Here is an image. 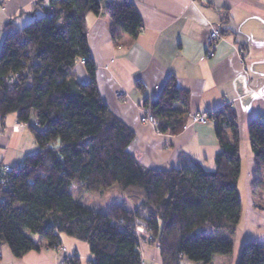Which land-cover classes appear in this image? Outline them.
<instances>
[{"label": "trees", "instance_id": "trees-1", "mask_svg": "<svg viewBox=\"0 0 264 264\" xmlns=\"http://www.w3.org/2000/svg\"><path fill=\"white\" fill-rule=\"evenodd\" d=\"M196 1L212 5V0ZM101 2L39 0V18L24 28L12 21L5 27L0 116L18 114L38 151L22 161L24 167L14 166L8 187L0 189V247L7 245L21 259L41 249L35 236L59 248L60 235H66L88 244L91 264H143L142 243L160 249L162 264H211L215 256H231L242 214L236 113L225 104L207 115L220 147L215 170L192 160L168 171L145 169L129 151L135 133L101 98L85 46L87 17L101 13ZM106 14L115 45L124 37L138 38L143 20L132 0H111ZM83 58L89 75L85 83L75 73ZM189 102V92L171 76L158 97L143 106L158 120L159 133L177 136L189 124ZM249 135L262 173L263 116L250 122ZM115 186L132 206L113 203L100 210L80 200L85 193L101 195ZM136 206L145 212L149 236L137 231ZM63 264L82 261L75 255ZM238 264H264V245L244 244Z\"/></svg>", "mask_w": 264, "mask_h": 264}, {"label": "crops", "instance_id": "crops-1", "mask_svg": "<svg viewBox=\"0 0 264 264\" xmlns=\"http://www.w3.org/2000/svg\"><path fill=\"white\" fill-rule=\"evenodd\" d=\"M38 1L0 0V49L10 21L24 28L41 14ZM110 1L102 0L99 15H88L85 46L96 68L101 98L135 133L129 151L145 169L168 171L192 160L207 171L215 170L220 147L213 122H189L177 136L161 134L141 123L145 100H155L171 76L189 92L190 114L209 115L229 104L237 115L241 221L232 236V255L215 256L211 264H238L244 244L255 241L264 245V172L257 171L249 135L250 122L264 117V0H212L211 6L196 0H132L143 29L136 40L124 37L119 45L112 39L113 23L106 14ZM218 26L223 39L214 56L206 57L205 40ZM75 73L81 82L89 80L86 66L77 64ZM18 123V114L0 116V166H16L38 151L29 127L19 129ZM34 239L42 244L41 249L21 259L3 245L1 264H63L75 255L82 264L93 260L88 244L76 238L60 235L65 254L39 237ZM141 252L144 264H162L156 246L142 243Z\"/></svg>", "mask_w": 264, "mask_h": 264}, {"label": "built area", "instance_id": "built-area-1", "mask_svg": "<svg viewBox=\"0 0 264 264\" xmlns=\"http://www.w3.org/2000/svg\"><path fill=\"white\" fill-rule=\"evenodd\" d=\"M223 39L222 33L220 26L213 28L209 35L207 36L205 40V50H206V57H213L214 53L216 51L218 43ZM81 65L86 64V60L83 58L79 62ZM14 77L10 79L11 83L14 81ZM189 122L191 124H207L209 122V118L207 115L199 114V113H194L189 115ZM141 123L149 125L153 128H156L158 126V120L153 117L149 110H144L143 116L141 117ZM18 128L24 129L29 127L28 124L26 123H18ZM186 129L188 128L187 126L185 127ZM20 167H24L23 162H20ZM14 166H8V165H2L0 166V189L7 188L10 180L9 176L13 172ZM140 215V214H139ZM141 218V216H140ZM139 224V227L137 228V231L139 230L140 227H142L140 224H144L145 222L141 219V221L137 220L136 221ZM146 232V231H145ZM60 253L65 254L66 249L64 247H59L58 248ZM2 260V248L0 247V264Z\"/></svg>", "mask_w": 264, "mask_h": 264}, {"label": "rangeland", "instance_id": "rangeland-1", "mask_svg": "<svg viewBox=\"0 0 264 264\" xmlns=\"http://www.w3.org/2000/svg\"><path fill=\"white\" fill-rule=\"evenodd\" d=\"M39 14V13H38ZM41 16V14L37 15L33 20L39 18ZM32 20V21H33ZM31 21V22H32ZM29 24V23H28ZM27 24V25H28ZM26 25H24L23 27H25ZM85 66V65H84ZM147 110V109H145ZM186 129V128H185ZM184 129V130H185ZM2 166V165H1ZM85 195H88L86 197H84V194H83V198L82 200L84 201L83 203L84 204H89V206H94L100 210H106L111 204L113 203H117V204H123L124 202H127V205L130 207L132 206V204L127 200L125 194L122 192V190L119 188V186H115L113 187L112 189L106 191L105 193H103L102 196H92V195H98V194H95V193H85ZM81 199V197H80ZM95 199H98V201H94ZM134 212H138L140 213V216L143 218L144 220V217H143V214H145V212H143L142 210H138V206L134 207L133 209ZM137 213V214H138ZM139 216V217H140ZM138 216L136 217V221L139 220L141 221V218H139ZM145 222V220H144ZM138 227H139V224L137 223ZM142 227L139 228L138 232L140 234H147L145 231H146V227H147V223L145 222L144 224H140ZM147 236H149L147 234ZM36 237V236H35ZM34 237V238H35ZM61 247V246H60ZM159 251L160 249L158 247H156ZM144 264V263H143ZM184 264H193L191 263L190 261L188 260H185Z\"/></svg>", "mask_w": 264, "mask_h": 264}]
</instances>
